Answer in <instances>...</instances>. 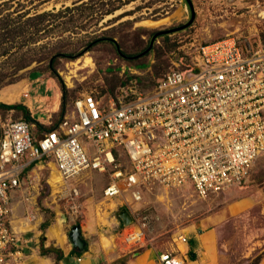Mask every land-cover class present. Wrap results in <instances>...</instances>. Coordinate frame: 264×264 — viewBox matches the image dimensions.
Instances as JSON below:
<instances>
[{"label":"rangeland","instance_id":"rangeland-1","mask_svg":"<svg viewBox=\"0 0 264 264\" xmlns=\"http://www.w3.org/2000/svg\"><path fill=\"white\" fill-rule=\"evenodd\" d=\"M19 1L21 5L12 0L11 5L4 6L8 10L21 7L20 10L28 11L26 14L34 10H49L54 14L39 20L37 38L27 46L30 47L26 56L39 60H32L10 78L21 75L19 80L27 82L38 76L32 82H39V75L40 78L49 75L59 87L47 65L51 56H55L52 66L67 88L65 111L70 109L71 100L80 94L91 93L105 99L110 95L127 96L133 90H147L165 69L193 58L198 46L207 41L224 36H233L238 41H264V0H190L191 21L167 32L160 30L188 19L189 10L184 0ZM156 31L151 45L140 52ZM98 37L104 38L96 40ZM108 37H112L127 56L119 54ZM4 57H0V70L8 72L12 59ZM138 62L147 65L134 68L133 64ZM107 67L112 70L107 71ZM34 68L37 71L30 74V69ZM125 70L140 76L141 81L115 83L112 93L100 92L101 88L109 86L114 74L123 78ZM31 91L30 88L29 93ZM51 100L49 96L48 102ZM4 114L0 110V119ZM9 117L17 118L12 114ZM52 170L55 171L52 164L45 159L33 162L23 172L22 179L26 182L21 181L17 194L11 198V225L26 238L23 254L39 253L40 238L54 220L61 221L65 235L72 225L78 224L86 242L99 237L104 246L115 242L126 246L116 234L119 204L116 199L107 200L101 194L106 174L83 170L51 185ZM71 186L77 189V195L72 198L68 195ZM141 193V199L133 205L137 206V213L144 222L145 238L141 246L168 250L178 245V234L196 226L216 227L229 246L228 263L250 264L264 244V151L253 159L243 180L204 197L197 196L187 184L168 188L152 186ZM45 219L48 223L41 230L39 225ZM42 242L49 244L44 235ZM25 255L10 264H23ZM98 259L101 262V257Z\"/></svg>","mask_w":264,"mask_h":264},{"label":"built area","instance_id":"built-area-1","mask_svg":"<svg viewBox=\"0 0 264 264\" xmlns=\"http://www.w3.org/2000/svg\"><path fill=\"white\" fill-rule=\"evenodd\" d=\"M0 129V264L25 255L26 238L11 225L10 201L26 182V167L41 159L62 182L83 170L106 174L101 194L128 211L129 221L116 234L134 249L145 238L133 206L143 189L187 184L204 197L243 180L264 151V41L210 40L147 90L105 99L80 94L38 135L21 117L0 120ZM68 195H77L75 186ZM177 240L186 242L187 235ZM185 259L178 250L156 253V264Z\"/></svg>","mask_w":264,"mask_h":264},{"label":"crops","instance_id":"crops-1","mask_svg":"<svg viewBox=\"0 0 264 264\" xmlns=\"http://www.w3.org/2000/svg\"><path fill=\"white\" fill-rule=\"evenodd\" d=\"M30 70V74L34 72L33 69ZM20 78L3 85V88L0 89V101L4 103L19 102L24 104L27 107L30 118L33 120L30 121L31 131L33 134L38 135L41 131L47 130L57 119L61 92L55 84L53 77L49 75L42 78L39 75V82H32V80L38 79V76L33 77L31 81L27 82L19 80ZM30 88L32 91L29 93ZM49 96L52 98L50 102H48ZM0 110L5 112V117L0 120L11 118L9 117L10 114L22 117V112L19 109L0 108ZM66 111L68 112L69 110ZM121 207L123 205H119V208ZM196 227L185 233L187 235L186 242L179 241L178 245L171 246L168 250H178L183 253L186 258L184 264H229L226 252L229 251V246L226 243L227 241L220 237L217 228ZM63 228L60 220H54L46 226L43 232L45 242L51 243L61 249L62 257L57 260L58 264H110L113 259L122 255L125 256V264H156V253L158 250L154 247L145 245L130 249L117 242L104 246L100 242L99 237H96L93 241H85L86 248L76 255L71 252L72 246ZM80 235H82L81 231ZM190 237L195 240L193 247L195 257L193 259H189L187 253L188 239ZM259 252L262 253L256 264H264V244L258 248L257 253ZM100 257L101 262L98 259ZM24 259L25 262L23 264H53L51 253H37L32 254V256L26 254Z\"/></svg>","mask_w":264,"mask_h":264},{"label":"trees","instance_id":"trees-1","mask_svg":"<svg viewBox=\"0 0 264 264\" xmlns=\"http://www.w3.org/2000/svg\"><path fill=\"white\" fill-rule=\"evenodd\" d=\"M16 1H17V3H16L17 5H21L19 3L20 2L19 0H16ZM6 3H9L11 5L12 4V0H0V57L1 56H5L4 58H7V57L11 56L12 68L8 72H6V70L5 71L0 70V86L3 85V84H6L8 82H11V81H14V80L18 79L21 75L20 76L18 75L17 77L10 78L11 75L16 72V70L25 67L32 60H35V61L39 60L38 57L31 58V56L30 57L26 56V51L30 47V46L29 47H27V46L31 42L35 41L36 38H37V34L36 33H37V31H39V20H41V18H43V16H45L47 14H54V12L49 11V10H43L41 12H35V10H34L30 14H26L28 11L26 9L20 10V9H22L21 7H19L16 10H8L4 6ZM3 9H6V10L3 11ZM104 37H106V36H104ZM104 37H98V38H95V39L98 40V39L104 38ZM108 39L116 47L117 52L119 54L126 55L119 49L118 44H116L115 40L112 37H108ZM142 50H140V52ZM62 54L66 55L67 57H71L72 56V54H65V53H62ZM136 55H138V54H136ZM54 57L55 56H53V57L51 56V58L49 59L47 65H48V68H49V74L54 76L57 79L58 83H59V88H60L61 94H60V103H59L57 119L54 121V123L52 125L49 126L48 129L53 128L56 125V123L59 120V118L65 112L64 95H65V92L67 90V88L64 86V84L62 83V81L60 80L58 74L56 73V71L54 70V68L52 66ZM146 65L147 64L145 62H138V63L133 64V67L140 69V68L145 67ZM106 69H107V71L112 70L109 67H107ZM34 71H37V70L34 68ZM160 75H158V76H160ZM127 80H133L135 83H139L141 81L140 76H138V75H136L134 73H131L128 70H125L123 78H121V77L117 76L116 74H114L113 78L110 80L109 86L106 87V88H101L100 92L112 93L113 85H115V83L116 84L118 83L119 85H122ZM153 83H154V81L152 82V84ZM0 108H2V109H9V108L19 109L22 112V117L21 118H24V119H26L29 122L33 121L32 118H30V116L28 114L27 107L24 104H22V103H19V102L4 103V102L0 101ZM0 132H1V130H0ZM47 223H48V220L45 219L39 225V228L41 230H44V228L47 225ZM118 225L119 226L122 225V222H121L120 218H119V221H118ZM42 239H43V235L40 238V250H39V253L40 254H49V253L53 252L54 253L53 264H58L57 260L62 257L61 249L59 247H57V246H54V245L50 244V243L47 244V245H44L43 242H42ZM194 245H195V240H194V238L190 237L188 239V249H187V253H188V258L189 259H193L195 257V253H194V250H193ZM85 248H86V242L84 240V243H83V246H82L81 249H77V248L72 246L71 247V252H73L76 255H78ZM261 253L262 252L257 253L256 256H255L254 261L252 263H250V264H256V262H257L258 258L260 257ZM110 264H125V256L122 255L120 257H117V258L113 259L110 262Z\"/></svg>","mask_w":264,"mask_h":264},{"label":"water","instance_id":"water-1","mask_svg":"<svg viewBox=\"0 0 264 264\" xmlns=\"http://www.w3.org/2000/svg\"><path fill=\"white\" fill-rule=\"evenodd\" d=\"M184 1H185L186 5L188 7V10H189L188 19L185 22H183V23H181V24H179L177 26H172V27H168L166 29H162V30H160L161 32H167L169 30L171 31V30H174V29H177V28L184 27L185 25H187L191 21V19L193 17V9H192V6H191V2H190V0H184ZM157 33L158 32L156 31V32H154L152 34V36H151V38H150V40L148 42V46L146 48H144L141 52L147 50V48L151 45V42L153 40L154 35L157 34ZM118 216H119L122 224L127 223L129 221V219H130L129 213L126 210L125 207L119 208ZM67 238H68L71 246H73V247H75L77 249H81L82 248L84 240H83V238L80 235L78 224H74V225H72L70 227V230L67 232Z\"/></svg>","mask_w":264,"mask_h":264},{"label":"bare ground","instance_id":"bare-ground-1","mask_svg":"<svg viewBox=\"0 0 264 264\" xmlns=\"http://www.w3.org/2000/svg\"><path fill=\"white\" fill-rule=\"evenodd\" d=\"M262 13H264V11ZM56 180H60L59 176L57 175L56 171L52 170L51 177H50L51 185L56 184Z\"/></svg>","mask_w":264,"mask_h":264}]
</instances>
